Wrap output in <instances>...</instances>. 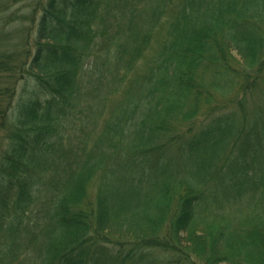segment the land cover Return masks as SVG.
Masks as SVG:
<instances>
[{
  "label": "trees",
  "instance_id": "1",
  "mask_svg": "<svg viewBox=\"0 0 264 264\" xmlns=\"http://www.w3.org/2000/svg\"><path fill=\"white\" fill-rule=\"evenodd\" d=\"M114 263L264 264V0H0V264Z\"/></svg>",
  "mask_w": 264,
  "mask_h": 264
},
{
  "label": "rangeland",
  "instance_id": "2",
  "mask_svg": "<svg viewBox=\"0 0 264 264\" xmlns=\"http://www.w3.org/2000/svg\"><path fill=\"white\" fill-rule=\"evenodd\" d=\"M200 232H201V229H200ZM201 235H202V234H201ZM207 240H209V238H208ZM114 264H118V263H114ZM221 264H227V263H221Z\"/></svg>",
  "mask_w": 264,
  "mask_h": 264
}]
</instances>
